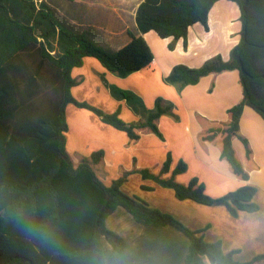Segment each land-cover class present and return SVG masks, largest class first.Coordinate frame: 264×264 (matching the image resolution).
Returning a JSON list of instances; mask_svg holds the SVG:
<instances>
[{"label":"trees","instance_id":"1","mask_svg":"<svg viewBox=\"0 0 264 264\" xmlns=\"http://www.w3.org/2000/svg\"><path fill=\"white\" fill-rule=\"evenodd\" d=\"M30 1V2H29ZM0 0V264H106L103 240L123 253L126 240L110 230L107 218L124 208L141 225L174 227L190 240L185 264H264V255L238 262L225 253L220 243H208L174 216L152 208L146 201L127 195L122 185L127 175L107 186L97 168L102 151L75 165L67 151V107L70 104L90 110L104 123L125 131L131 141L141 133L164 137L158 123L161 117L177 120L163 99L145 123L127 124L120 110L109 114L87 102L77 101L72 89L79 85L72 76L84 59H97L109 72L125 78L148 67L154 55L142 36L129 32L131 41L116 52L98 48L85 37L86 31L65 32L48 12L37 9L32 0ZM222 0H144L136 21L142 34L154 31L162 39L172 38L170 50L179 40L187 47L189 29L201 24L209 31V14ZM241 13L239 43L230 59L221 55L200 68L176 65L165 82L170 85H197L202 78L226 71L239 72L240 102L228 110L227 121L198 116V141L204 149L215 146L241 181L259 170L249 141L241 132L240 121L246 108L264 119V0H226ZM41 31V35H39ZM58 38L57 49L51 43ZM112 95L125 100L139 113L143 102L135 94L109 86ZM246 147V162L239 159L234 142ZM171 158L159 173L134 170L172 189L178 200H191L205 206H225L233 216L254 213L257 189L243 186L221 198H212L197 179L189 184L177 181L187 165L179 163L171 175Z\"/></svg>","mask_w":264,"mask_h":264},{"label":"crops","instance_id":"2","mask_svg":"<svg viewBox=\"0 0 264 264\" xmlns=\"http://www.w3.org/2000/svg\"><path fill=\"white\" fill-rule=\"evenodd\" d=\"M143 1L68 0L80 12L79 15L89 18V36L93 41L114 53L130 43L129 32H132L145 39L154 55L148 67L125 78L107 71L97 59L87 57L82 67L72 71V76L79 81L72 94L77 101L87 102L106 113L120 110V117L127 124L145 123L160 98L177 120L169 116L159 120L164 140L143 132L139 140L131 141L125 131L104 123L90 110L70 104L66 113L69 126L67 151L75 165L83 158L102 151L104 158L97 168L107 186L128 174L122 185L127 195L141 198L152 208L174 216L189 229L200 232L206 242L220 243L225 253L234 254L236 261L249 262L264 255V119L250 108H246L241 117V132L249 141L259 166L248 181H241L230 172L215 146L201 147L198 141L201 127L197 121L198 116L212 121H227L228 110L242 98L239 72L212 74L191 86L165 82L176 65L200 68L217 55H221L224 61L230 59L231 50L239 40L233 42L234 35H222L218 42H214L211 27L214 20L228 22L231 12L227 8L235 3L217 2L209 14V31L196 24L189 29L187 47L183 40H179L175 49L170 50L172 38L162 39L154 31L140 32L136 16ZM70 15L75 17V14ZM57 43L54 44L55 49ZM109 86L135 94L143 102L144 110L135 113L125 100L112 95ZM234 146L245 164V145L236 140ZM169 157L171 164L167 175H171L179 163H185L187 170L177 176V181L189 184L197 179L212 198L224 197L243 186L256 188L253 201L259 210L241 212L235 217L225 206L181 201L172 189L143 179L134 172L137 169L159 173ZM106 225L123 237L128 245L125 252L118 253L103 240L106 264H185L190 240L174 227L141 225L122 207L107 218Z\"/></svg>","mask_w":264,"mask_h":264},{"label":"rangeland","instance_id":"3","mask_svg":"<svg viewBox=\"0 0 264 264\" xmlns=\"http://www.w3.org/2000/svg\"><path fill=\"white\" fill-rule=\"evenodd\" d=\"M29 1V0H25ZM37 9H43V11L48 12L53 21L61 27L65 32L68 33H80L86 31V39L93 43L98 48L106 50L107 52L112 53L106 49L102 44L97 41H93L89 36V18L79 15L80 12H77V9L73 8L72 4L68 0H32ZM9 4V0H5ZM30 2V1H29ZM232 3V2H230ZM234 5V3H232ZM231 13H229V21L214 20V23L211 27V35L214 42H218L217 39L221 38L222 35H234L233 42L240 41V33L242 30L241 22V13L239 8L236 6H231L227 8ZM70 14H75V17H71ZM234 18V19H233ZM233 20L235 23L233 24ZM227 29V31H226ZM77 31V32H76ZM41 35V31H39ZM236 39V40H235ZM51 43L54 45L58 42V38H52ZM232 42V43H233ZM239 43V42H238ZM237 43V44H238Z\"/></svg>","mask_w":264,"mask_h":264}]
</instances>
